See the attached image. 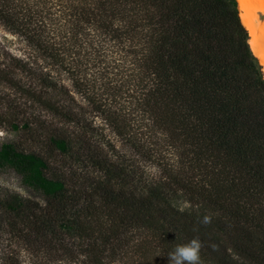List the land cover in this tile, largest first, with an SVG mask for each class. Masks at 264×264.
Returning a JSON list of instances; mask_svg holds the SVG:
<instances>
[{
    "label": "trees",
    "instance_id": "16d2710c",
    "mask_svg": "<svg viewBox=\"0 0 264 264\" xmlns=\"http://www.w3.org/2000/svg\"><path fill=\"white\" fill-rule=\"evenodd\" d=\"M0 28L24 46L0 41V172L40 198L0 189V264H168L204 215V264H264V76L237 0H0ZM142 129L170 153L155 177Z\"/></svg>",
    "mask_w": 264,
    "mask_h": 264
},
{
    "label": "rangeland",
    "instance_id": "374dc122",
    "mask_svg": "<svg viewBox=\"0 0 264 264\" xmlns=\"http://www.w3.org/2000/svg\"><path fill=\"white\" fill-rule=\"evenodd\" d=\"M256 15L260 21L264 20V14L260 11H256ZM0 41H2L12 52L20 54L23 51V44L19 42L15 37L6 34L0 28ZM135 133V132H134ZM135 140L132 142L136 152L139 154V162L142 164L148 175L155 177L159 172L154 166L158 160L162 162H167L170 158V153L167 152L164 147L163 140L158 137L157 134L151 132L150 130L142 129L135 133ZM110 138L113 137L110 135ZM14 140L12 134L0 131V142H7ZM116 147L120 150H124L127 153L128 148L123 146L119 141L115 143ZM0 189L6 191L11 195H17L22 198H28L36 201H40V198L32 194L30 191L21 186L18 176L11 170H4L0 172ZM173 205L179 209H185L188 204L182 201L181 198L174 199ZM22 252V251H21ZM133 259V258H132ZM19 260L23 264H27L26 255L19 253ZM111 264H119L113 262Z\"/></svg>",
    "mask_w": 264,
    "mask_h": 264
},
{
    "label": "bare ground",
    "instance_id": "6f19581e",
    "mask_svg": "<svg viewBox=\"0 0 264 264\" xmlns=\"http://www.w3.org/2000/svg\"><path fill=\"white\" fill-rule=\"evenodd\" d=\"M240 20L249 35V46L258 59L264 76V20L260 21L256 11L264 14L261 0H237Z\"/></svg>",
    "mask_w": 264,
    "mask_h": 264
},
{
    "label": "clouds",
    "instance_id": "9594fccd",
    "mask_svg": "<svg viewBox=\"0 0 264 264\" xmlns=\"http://www.w3.org/2000/svg\"><path fill=\"white\" fill-rule=\"evenodd\" d=\"M184 211V209H181ZM212 223L211 215H204L197 221L196 227H193L191 231L194 233L193 238L188 240L187 243L176 245L174 249L168 252V264H204L201 258V250L206 246L201 241L199 235V226H207ZM212 251H219L218 244L207 245Z\"/></svg>",
    "mask_w": 264,
    "mask_h": 264
},
{
    "label": "snow or ice",
    "instance_id": "6c2138e0",
    "mask_svg": "<svg viewBox=\"0 0 264 264\" xmlns=\"http://www.w3.org/2000/svg\"><path fill=\"white\" fill-rule=\"evenodd\" d=\"M262 3H264V0H261Z\"/></svg>",
    "mask_w": 264,
    "mask_h": 264
}]
</instances>
